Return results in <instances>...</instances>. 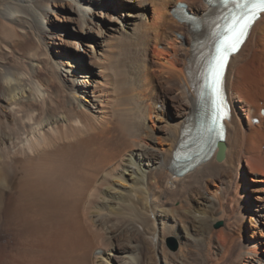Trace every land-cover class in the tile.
Returning a JSON list of instances; mask_svg holds the SVG:
<instances>
[{
    "label": "bare ground",
    "instance_id": "6f19581e",
    "mask_svg": "<svg viewBox=\"0 0 264 264\" xmlns=\"http://www.w3.org/2000/svg\"><path fill=\"white\" fill-rule=\"evenodd\" d=\"M66 1L0 0V264H103L114 249L119 264H172L203 234L223 263L264 264L253 241L254 229L264 236V14L227 68L223 158L179 176L185 125L202 113L188 75L196 39L170 9L183 2L202 19L208 3L149 0L155 16L96 35L86 68L61 42L50 49L48 14ZM69 3L78 18L65 22H91L93 2ZM75 31L71 45L86 44ZM172 233L185 239L176 254L164 245Z\"/></svg>",
    "mask_w": 264,
    "mask_h": 264
},
{
    "label": "rangeland",
    "instance_id": "374dc122",
    "mask_svg": "<svg viewBox=\"0 0 264 264\" xmlns=\"http://www.w3.org/2000/svg\"><path fill=\"white\" fill-rule=\"evenodd\" d=\"M81 1H82V3H84V5L88 4V3L91 4L93 2V6H89L90 10L91 9L96 10L94 12V16L92 18L93 21L91 20V22H89L86 26L81 27V28L79 27L78 23L75 24V23L65 22L67 17L74 18V19L78 18L77 17L78 15H76L77 11H78L77 7L75 8V6L70 4L69 0H67L66 1L67 3H65L64 6H62L63 8L57 7V5L52 6L51 13L48 14V19H49L50 23L47 24V28L51 29V31L54 32V33H52V35H50V37H53V38L51 40L50 39L48 40V41H50V49H53V47H55V46H53V40L56 42H61L62 43L61 49H59L58 47H56V48H58L60 50V52H62V51L65 52L67 50L74 52L76 54L77 60H76V58H73V59L71 58L72 59L71 63L75 64V62H78V63L81 62L82 66H84L86 68H89V65H88L89 60H90L89 54L93 50L94 51L96 50V46L94 44L96 42H98V40H101V38H98V36H96V35H103L104 36L105 34H108L109 32H111L113 28L124 27V24L126 22H133V21L139 22V21H141V19L143 21L145 20L146 22H148L149 20H151L155 16V5L157 4L155 2H153V3L149 2V0H137L138 2H136V7H133V6L128 7L129 3H127L125 0H81ZM104 2H106V3H104ZM140 2L141 3L143 2L144 4L141 6ZM147 2H149V3H147ZM129 5H133V4H129ZM171 8L173 9L174 7H171ZM172 9H170V10H172ZM128 14H129V16H132V17H128ZM135 15H138V16L134 17ZM150 15H151V17H150ZM139 17H140V20H139ZM64 26H67V27L64 28ZM80 29H81V35H82V37H83V39L87 45L86 44L79 45L76 43L77 46L75 47V46L71 45L70 42L72 41L74 43L75 38L73 35L77 34V32L75 30H80ZM125 30L128 31L129 29L125 28ZM175 35L181 36L182 34L179 31H176ZM104 37H106V36H104ZM75 48H77V49H75ZM52 53L57 54L56 52H54V50H52ZM58 54L60 55V57H58L60 59H64V60L67 59L68 60V58H70L68 55H64L62 53H58ZM78 78H80V77H78ZM85 79L89 82H92L91 77L90 78L88 77ZM78 80H83V79H78ZM83 98H85V96H83ZM156 108L159 109V106L157 105ZM171 109L172 108L168 109L167 112L171 111ZM150 118H151L150 121L149 120L146 121V124L152 123V121H157V119H155L154 116H151ZM153 134L155 135V138H156V139H154L155 142H156V140L162 141V139H160V132L156 128H155V132H153ZM143 137H144V135H143ZM156 143L158 144L159 147H161V145H160L161 143H159V142H156ZM243 170H244V172H245V170L247 171L245 165L242 166V172H243ZM248 176L250 177L249 174H248ZM248 183L254 184L251 181L250 182L248 181ZM257 184H259V183H257ZM123 186L125 187L126 185H123ZM247 193H249V192L248 191L245 192L246 196H247ZM150 195H152V194H150ZM249 215H251L254 220H257L256 215H254L253 213H249ZM218 223H221V222H218ZM218 223L216 222L213 225L214 229L216 228V225ZM259 228H260V230L263 229L262 232H264V227H263V225H261V223L259 224ZM251 229H254V228H253V226L250 227V224L248 222V218L244 219V224L242 226L241 234H242V238L245 242H249V240L253 239V238H251V235H252ZM254 231H255L256 235L254 236L253 241H255L257 244H259L261 246V249H264V243H263L264 242V236L260 237L259 234L257 233L258 231L256 229H254ZM177 233L179 235L184 234L182 230L181 231L178 230ZM198 237L199 238H197V242H195V243L192 242L193 247L191 245L192 243L190 244V243L186 242V249H188V250H186V252H187L186 255L184 256V258H181V259H179L175 256L172 264H193V261L195 262L194 264H196V263L197 264H211V263L212 264H217V263L218 264H228V263L233 264L232 261H229V260H226L227 262L224 261V263H223V260H222L223 250L221 252L219 250L214 251V250L210 249L208 246L209 243L204 241L206 239L204 234H203V237H201L203 239H200V235ZM184 241H185V239H183V238H181V241H179L178 237L172 233L166 237V239L164 240V245L170 253L176 254V253H178V251H179L180 247L182 246V244L184 243ZM198 245L201 248H199ZM204 247H205V250L203 249ZM114 251H116V250L114 249ZM114 251H107V252H102L101 255L99 254L102 258V261L104 262L103 264H119L118 263V259H119L118 256H122V255H121V253L119 254V252H114ZM263 253L264 252L262 251V254ZM217 257H218V259H217ZM183 259H185V260H183ZM157 260L158 259H155L156 262H157ZM215 260H216V262H215ZM218 260H220V261H218ZM158 262H159V260H158ZM240 264H245V262L243 261Z\"/></svg>",
    "mask_w": 264,
    "mask_h": 264
},
{
    "label": "snow or ice",
    "instance_id": "6c2138e0",
    "mask_svg": "<svg viewBox=\"0 0 264 264\" xmlns=\"http://www.w3.org/2000/svg\"><path fill=\"white\" fill-rule=\"evenodd\" d=\"M237 7L247 9L238 13L228 24L224 32V39L217 47L216 54L213 56L212 61L208 68V78L210 79V86L213 91L219 96V82L223 75L224 66L227 61L229 52H234L238 49L243 42L244 37L250 27L252 19L256 15V10L264 12V0H255L251 8H248V0H234ZM216 111L219 118H222L226 113L223 112V101L218 99L216 103Z\"/></svg>",
    "mask_w": 264,
    "mask_h": 264
},
{
    "label": "water",
    "instance_id": "95a60500",
    "mask_svg": "<svg viewBox=\"0 0 264 264\" xmlns=\"http://www.w3.org/2000/svg\"><path fill=\"white\" fill-rule=\"evenodd\" d=\"M223 158V155H219V156H217V159L218 160H221Z\"/></svg>",
    "mask_w": 264,
    "mask_h": 264
}]
</instances>
